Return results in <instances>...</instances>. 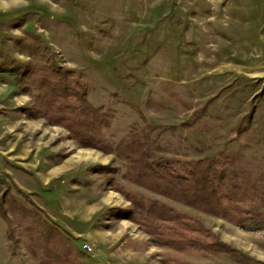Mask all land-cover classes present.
<instances>
[{
	"label": "rangeland",
	"instance_id": "obj_1",
	"mask_svg": "<svg viewBox=\"0 0 264 264\" xmlns=\"http://www.w3.org/2000/svg\"><path fill=\"white\" fill-rule=\"evenodd\" d=\"M28 33L39 40L26 37ZM20 39L34 46L43 41L62 65L90 77V100L114 111L112 125L105 129L111 141L148 122L161 126L153 136L173 153L197 158L224 147L236 151L241 144L230 130L257 104L256 130L240 148L264 162V0H0V55L20 61L46 56L40 51L27 57ZM219 92L203 117L208 130L181 126L194 108ZM31 102L14 77L0 71V202L8 192L0 205V264H41L46 235L56 232L46 222L61 228L59 221L76 216L66 212L82 211L74 206L78 198L101 194L116 206L108 209L118 219L116 226L126 227L111 252L100 256L101 264H162L169 255L204 264H264V231L244 230L126 181L116 155L82 147L65 128L42 118H26L20 108ZM169 125L177 129H164ZM101 165L118 167L117 178L136 195L200 216L221 241L252 261L199 250L178 254L156 246L150 235L121 217L131 203L103 186L102 175L94 170ZM56 170L61 172L54 174ZM38 171L46 182L36 178ZM5 214L16 241L8 238ZM68 237L80 255L99 256L98 246L90 243L93 251L88 253L85 242Z\"/></svg>",
	"mask_w": 264,
	"mask_h": 264
},
{
	"label": "trees",
	"instance_id": "obj_2",
	"mask_svg": "<svg viewBox=\"0 0 264 264\" xmlns=\"http://www.w3.org/2000/svg\"><path fill=\"white\" fill-rule=\"evenodd\" d=\"M26 37L39 40L29 33ZM42 42L38 41L37 46L25 39L17 42L23 46L22 51L27 57L44 51L46 56L42 55L40 61H20L8 54L0 55V71L9 72L16 85L22 86L32 100L31 105L20 108L26 118H42L49 125L65 128L69 138L80 146L116 155L124 166L121 176L130 183L199 212L222 218L244 230L264 231V162L259 156H250L240 148L256 130L257 104L240 115L230 130L234 140L241 144L236 151L224 147L213 156L197 158L173 153L153 136L161 126L148 122L140 131L132 129L119 141L113 142L105 132L112 125L113 109L96 106L89 98L94 88L90 77L62 65ZM219 96L220 92L194 108L181 126L197 131L208 130L209 125L203 117ZM132 105L139 110L137 105ZM166 128L176 130L177 125ZM94 170L102 175L106 189L120 192L131 203L121 217L134 222L141 231L150 235L156 246L178 254L199 250L213 255L227 253L243 263L252 261L248 255L221 241L204 225L200 216L133 193L117 178L118 167L101 165ZM1 195L0 205L4 204L8 192ZM4 216L9 225L8 238L16 241L11 218L8 214ZM46 226L56 232L46 235L41 264H85L79 260L81 255L68 236L48 222ZM161 263L204 264L178 255H169Z\"/></svg>",
	"mask_w": 264,
	"mask_h": 264
},
{
	"label": "crops",
	"instance_id": "obj_3",
	"mask_svg": "<svg viewBox=\"0 0 264 264\" xmlns=\"http://www.w3.org/2000/svg\"><path fill=\"white\" fill-rule=\"evenodd\" d=\"M61 171H54V174H58ZM36 178L40 181V182H46V179H41L40 177V172H36ZM67 174V173H66ZM80 180V179H79ZM100 180L98 187L101 184L102 179H98ZM94 182H92L93 184ZM90 184V187H92ZM75 192H78L79 189H72ZM71 191V190H68ZM109 199L108 197L105 198L103 196V194L98 195L93 197L91 200L90 199H85V198H78V200L76 201V207H79L80 209H82V211L79 210H69V212H66L65 215H69L73 216L74 214L76 215L75 218H68L67 221L62 222L59 221L60 230H62V232L66 231V233L68 234V236L72 237L74 240H76V242H87V243H91L93 245L98 246L100 254L99 256L95 257V256H91V257H86L81 255V257H79V259L85 263L88 264H94V262L96 264H101V258L100 256H105L106 254H109L111 252V248L112 246L115 244L116 241H118L119 237L121 236L122 232H125V228L124 226L120 227L116 226V222L118 221V219H116L115 215H110L108 209L112 208V207H116L115 205H109ZM127 203V202H126ZM126 203H120L118 206L122 207L124 206V204ZM105 214V218L103 219V221H100V215ZM76 224H75V223ZM119 228H122L121 230H119ZM119 231V232H118ZM104 246H101L103 245ZM80 245V244H79ZM82 246V245H80ZM106 247V248H105ZM81 248V247H78ZM105 248V251L102 249ZM107 252V253H106ZM102 264H106V263H102Z\"/></svg>",
	"mask_w": 264,
	"mask_h": 264
},
{
	"label": "built area",
	"instance_id": "obj_4",
	"mask_svg": "<svg viewBox=\"0 0 264 264\" xmlns=\"http://www.w3.org/2000/svg\"><path fill=\"white\" fill-rule=\"evenodd\" d=\"M83 249H84L86 252H88V253H91V252L93 251V247H92V245H91L90 243H87V242H85V243L83 244Z\"/></svg>",
	"mask_w": 264,
	"mask_h": 264
},
{
	"label": "clouds",
	"instance_id": "obj_5",
	"mask_svg": "<svg viewBox=\"0 0 264 264\" xmlns=\"http://www.w3.org/2000/svg\"><path fill=\"white\" fill-rule=\"evenodd\" d=\"M15 34H19V30H13ZM20 59H23V56H20ZM105 163H107V161H105Z\"/></svg>",
	"mask_w": 264,
	"mask_h": 264
}]
</instances>
